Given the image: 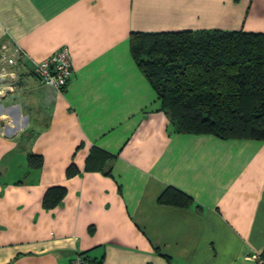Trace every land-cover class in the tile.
I'll return each instance as SVG.
<instances>
[{
  "label": "crops",
  "instance_id": "obj_1",
  "mask_svg": "<svg viewBox=\"0 0 264 264\" xmlns=\"http://www.w3.org/2000/svg\"><path fill=\"white\" fill-rule=\"evenodd\" d=\"M212 29L264 33V0H0V51L21 53L0 78V264H258L264 140L173 131L130 50L132 31ZM60 47L63 91L33 74ZM93 147L107 173L85 169ZM168 187L191 202H159Z\"/></svg>",
  "mask_w": 264,
  "mask_h": 264
},
{
  "label": "trees",
  "instance_id": "obj_2",
  "mask_svg": "<svg viewBox=\"0 0 264 264\" xmlns=\"http://www.w3.org/2000/svg\"><path fill=\"white\" fill-rule=\"evenodd\" d=\"M129 42L133 60L154 89L159 110L165 112L173 131L264 140V33L132 31ZM112 158L93 147L85 169L107 173ZM27 165L40 168L41 155L28 154ZM78 172L71 163L65 175ZM65 193L62 186L49 187L43 208L56 206ZM158 201L187 205L191 197L168 187ZM260 258L264 260V250Z\"/></svg>",
  "mask_w": 264,
  "mask_h": 264
},
{
  "label": "built area",
  "instance_id": "obj_3",
  "mask_svg": "<svg viewBox=\"0 0 264 264\" xmlns=\"http://www.w3.org/2000/svg\"><path fill=\"white\" fill-rule=\"evenodd\" d=\"M16 56L7 53V47L2 46L0 51V78H13L15 76L13 67L17 65L20 51L14 49ZM33 74L44 85L51 86L59 91H63L71 77L72 67L70 54L65 47L55 50L50 56L37 61L33 68ZM70 264H105L96 262L84 253H76L70 260ZM258 264H264V260L259 258Z\"/></svg>",
  "mask_w": 264,
  "mask_h": 264
}]
</instances>
